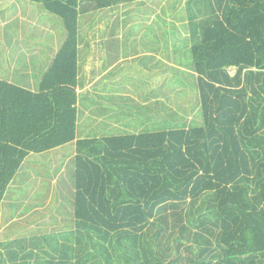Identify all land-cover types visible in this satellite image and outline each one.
Wrapping results in <instances>:
<instances>
[{
	"label": "trees",
	"instance_id": "16d2710c",
	"mask_svg": "<svg viewBox=\"0 0 264 264\" xmlns=\"http://www.w3.org/2000/svg\"><path fill=\"white\" fill-rule=\"evenodd\" d=\"M24 1L52 18L41 43L58 49L20 76L35 87L0 79V233L27 158L68 144L72 219L0 240V264H264V0H166L153 29L133 26L128 34L153 30L171 50L168 88L192 103L127 98L116 107L131 120L119 132L80 123L81 108H94L77 92L84 55L91 39L119 41L121 5L150 0ZM141 109L149 124L134 121Z\"/></svg>",
	"mask_w": 264,
	"mask_h": 264
},
{
	"label": "rangeland",
	"instance_id": "374dc122",
	"mask_svg": "<svg viewBox=\"0 0 264 264\" xmlns=\"http://www.w3.org/2000/svg\"><path fill=\"white\" fill-rule=\"evenodd\" d=\"M50 18L38 6L24 0L0 1V79L11 80L19 78L21 74L26 75L23 74L24 72L31 73L32 63L25 55L27 50L23 51L19 48L23 44H40L42 22ZM56 28L59 31L57 25ZM147 32L150 34L144 36L145 40L154 42V31ZM14 41H17L16 47L12 46ZM175 50L179 49L175 48ZM40 56L39 54L38 57ZM18 57L19 61H16L15 58ZM40 59H37L39 61H36L35 65H40ZM141 64L144 66L143 62ZM135 67L136 65L134 71H137ZM141 67H137L138 72L130 77V81L136 83L138 77H141L139 73ZM19 68L23 71L18 72ZM129 68L128 65L126 69ZM131 71L130 69L129 72ZM176 98L179 97L176 95ZM96 102L93 114H96V118H100V121L108 119L103 112L104 109L110 108L108 100L101 99ZM112 105L114 107V104ZM128 105L130 107V104ZM133 119L138 124L143 117L136 115ZM92 120L93 117H89L88 121L83 123ZM129 120L131 118L127 119ZM73 149L74 144H69L43 154H31L27 158L5 196L0 240L33 233L45 234L71 223L72 215L69 210L74 190L71 179L74 170ZM6 223H11L12 225H8L11 227L7 225L4 227Z\"/></svg>",
	"mask_w": 264,
	"mask_h": 264
},
{
	"label": "crops",
	"instance_id": "0c3cea01",
	"mask_svg": "<svg viewBox=\"0 0 264 264\" xmlns=\"http://www.w3.org/2000/svg\"><path fill=\"white\" fill-rule=\"evenodd\" d=\"M165 1L166 0H150L143 4L137 3L131 6L121 5L118 10L120 16H117L120 23L117 24V27L114 25L116 24V21L113 24L116 33L114 38L119 41L101 43V40L97 38L91 39L88 43L86 49L87 53L84 55L86 84L84 89H77V92H82L83 95L86 94L87 97L93 101L94 107L97 100H108L110 108L104 110L103 108L101 109L104 112V116L108 118L103 119L102 121H100V118H96V114H93L94 112L92 109L81 108L82 117L80 118V123L82 122V127L87 131L97 129L109 131L114 129V131L119 132L127 129V119H123L122 116L123 110L125 111V109L116 107L117 104H119L118 106H121V102L127 98L134 100L142 108L154 104L157 101V107L159 109L160 101L168 104L169 99L172 101H181V105L184 108L191 106L192 99L190 96L176 98L174 90L168 88L169 85L167 82L171 81L169 79L171 75L170 70L167 71L165 68L166 66L169 68L176 66V63L174 64L171 50H168L170 53H168V51L165 53L163 52V45L161 43H157L156 41L153 42L151 40L144 42L143 34H136L135 32H132L131 35L128 34L133 26H136V31H141L144 27L153 29V24L157 19V15L160 14V9H162L159 7H162ZM158 2L160 5L157 7ZM125 20L126 22L122 23ZM132 31H135V29H132ZM104 39H107V37L104 36ZM46 43L47 45L43 43L34 44V49L32 44L27 46L22 45V47L19 48L23 51L27 50V53H30L27 54L25 52L29 62L32 63L33 61L30 65V69L33 66L37 68L40 66L47 67L50 58L54 55L58 46L55 39L52 44H49L48 42ZM12 46L16 47V45ZM39 54L41 55V59L38 57ZM38 58L41 60L40 65H35L37 64L36 61H39L37 60ZM15 60L19 61V57L17 59L15 58ZM160 61L162 62L161 65ZM142 62L144 66L141 64ZM165 64L167 65L165 66ZM128 65L130 66L129 70H132L131 72L126 69ZM134 65H136L135 69L137 71H134ZM140 66H142L139 70L141 77H138L136 83L130 81V77L138 72L137 67L140 68ZM181 70L186 71L184 68ZM23 74H26L23 75L26 77L28 73L24 72ZM21 75H19V78L8 79L7 81L22 87L23 84L28 83L31 85V88L35 87V83L31 76L26 80L24 78L23 81L20 77ZM165 82L166 84H164ZM112 104H114V107H112ZM145 112L141 109L140 113L142 115H138L144 117V123L149 124V115ZM156 113H158L157 108ZM153 115L154 114H152V116ZM89 117H93L92 122L83 123L88 121ZM154 118L158 121L157 117ZM140 127L142 128L143 126L141 125Z\"/></svg>",
	"mask_w": 264,
	"mask_h": 264
}]
</instances>
